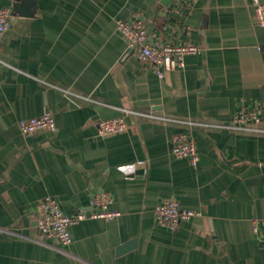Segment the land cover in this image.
Segmentation results:
<instances>
[{
    "label": "crops",
    "instance_id": "crops-1",
    "mask_svg": "<svg viewBox=\"0 0 264 264\" xmlns=\"http://www.w3.org/2000/svg\"><path fill=\"white\" fill-rule=\"evenodd\" d=\"M26 1L0 0L13 11L0 36V228L13 231L0 232V264H264L254 222L264 216V131L228 126L256 109L262 122L251 126L264 128V27L251 0ZM17 2L31 14H14ZM135 18L150 42L201 51L160 78L118 30ZM47 112L56 131L21 132V119ZM121 116L127 131L98 133ZM175 133L196 143V165L171 153ZM101 193L118 215L73 225L67 246L44 238L40 200L73 214ZM165 199L198 214L161 225Z\"/></svg>",
    "mask_w": 264,
    "mask_h": 264
},
{
    "label": "built area",
    "instance_id": "built-area-1",
    "mask_svg": "<svg viewBox=\"0 0 264 264\" xmlns=\"http://www.w3.org/2000/svg\"><path fill=\"white\" fill-rule=\"evenodd\" d=\"M256 11V22L264 27V3L261 0H251ZM13 24V11L0 6V36L6 33ZM118 30L125 36L131 48L136 52L137 59L154 67L157 75L162 78L168 71L185 66V57L188 54L199 53L201 48L194 43L176 45L158 39L149 41V28L144 20L119 19ZM152 117L164 120H176L170 117L148 114ZM251 122H262L256 109H241L229 128L234 130L264 131V128L251 126ZM19 128L23 134L37 132L56 131L58 128L55 117L47 112L40 117H30L19 121ZM128 122L125 117L102 119L98 126L100 135H112L127 131ZM171 153L179 158L187 157L193 165L199 161V153L196 143L185 133H175L171 138ZM144 162V161H141ZM114 203V197L109 193H101L94 198L93 209L80 208L73 214L63 211L59 201L53 196H46L37 204V227L45 239H56L62 245L67 246L73 242L71 227L87 218H113L118 215L117 211L110 209ZM198 214L193 209L182 206L177 199H165L155 208V217L161 225L172 229L182 222L191 219ZM255 230L258 225H264V216L255 219ZM13 232L9 229L0 228V232Z\"/></svg>",
    "mask_w": 264,
    "mask_h": 264
},
{
    "label": "water",
    "instance_id": "water-1",
    "mask_svg": "<svg viewBox=\"0 0 264 264\" xmlns=\"http://www.w3.org/2000/svg\"><path fill=\"white\" fill-rule=\"evenodd\" d=\"M30 1L32 4L35 3L36 0H27L26 2ZM172 0H162V2L165 4V5H169L171 3ZM25 2V3H26ZM25 3L22 4L21 2H17L16 3V7H17V10L15 9L14 10V14H17L18 12H21V14H31L32 11H24L23 10V7H26L25 6ZM131 247V243H127V244H124L122 246L119 247V252H124L125 250H128L129 248Z\"/></svg>",
    "mask_w": 264,
    "mask_h": 264
}]
</instances>
